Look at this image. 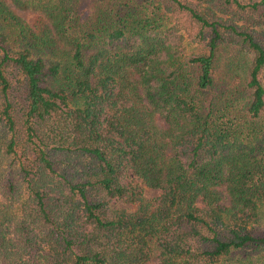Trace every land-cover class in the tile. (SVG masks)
<instances>
[{
  "label": "trees",
  "instance_id": "16d2710c",
  "mask_svg": "<svg viewBox=\"0 0 264 264\" xmlns=\"http://www.w3.org/2000/svg\"><path fill=\"white\" fill-rule=\"evenodd\" d=\"M0 264H264V0H0Z\"/></svg>",
  "mask_w": 264,
  "mask_h": 264
},
{
  "label": "rangeland",
  "instance_id": "374dc122",
  "mask_svg": "<svg viewBox=\"0 0 264 264\" xmlns=\"http://www.w3.org/2000/svg\"><path fill=\"white\" fill-rule=\"evenodd\" d=\"M151 193V191H148V194H150Z\"/></svg>",
  "mask_w": 264,
  "mask_h": 264
}]
</instances>
